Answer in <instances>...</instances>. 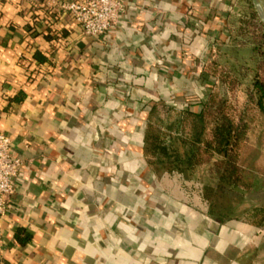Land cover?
Listing matches in <instances>:
<instances>
[{
    "label": "crops",
    "instance_id": "1",
    "mask_svg": "<svg viewBox=\"0 0 264 264\" xmlns=\"http://www.w3.org/2000/svg\"><path fill=\"white\" fill-rule=\"evenodd\" d=\"M122 2L94 37L48 0H0V131L22 160L0 264H239L240 232L161 186L144 152L150 102L203 88L227 7Z\"/></svg>",
    "mask_w": 264,
    "mask_h": 264
},
{
    "label": "rangeland",
    "instance_id": "2",
    "mask_svg": "<svg viewBox=\"0 0 264 264\" xmlns=\"http://www.w3.org/2000/svg\"><path fill=\"white\" fill-rule=\"evenodd\" d=\"M230 1L223 11L224 41L203 40L201 101L210 102L208 106L218 118L224 114L246 128L233 153L238 175L222 179L225 166L216 163L223 158L213 151L203 153V163L188 164L191 127L179 133L177 124L171 125L184 104L178 94L174 99L165 98L151 115V136L164 141L168 154L153 151L151 146L146 162L161 186H175L177 198L189 199L195 206L201 200L214 218L240 232L245 243L235 255L239 264H264V109L257 107L252 89L255 75L264 79V24L252 0ZM260 1L264 6V0ZM188 90L194 92L195 88ZM195 98L192 94L189 99ZM185 138L188 142H183ZM219 185L224 187L220 192L216 190ZM204 187L209 188L210 202L202 199Z\"/></svg>",
    "mask_w": 264,
    "mask_h": 264
},
{
    "label": "trees",
    "instance_id": "3",
    "mask_svg": "<svg viewBox=\"0 0 264 264\" xmlns=\"http://www.w3.org/2000/svg\"><path fill=\"white\" fill-rule=\"evenodd\" d=\"M224 1V6L227 7V0ZM228 2H231L228 0ZM228 9V8H227ZM225 26V18L220 20L218 24L219 35H217L216 39L224 41V37L221 35L224 34ZM262 43H264V34H262ZM203 74V73H202ZM201 74V75H202ZM198 75V76H201ZM203 77V75L201 76ZM197 85V84H196ZM198 86V85H197ZM203 88H195L194 92H186L183 95L184 101L183 105H180L178 111V120L171 124H177V129L179 133H183L184 130L188 127H191V136L189 138H185L183 142H188L191 145L190 156L187 158L188 164L195 165L203 163V153L207 151H213L223 158L221 162H217L216 165H224L226 171L221 175L222 179H231L233 176L238 175L239 168L235 163V155H233L234 151L237 150L242 138L245 135L246 128L240 122H235L232 118L226 117L224 114H220L218 116L214 115V112L211 111L208 106L210 102H202L201 101V92ZM252 89L255 93V103L260 110L264 109V79L254 76L252 80ZM210 90L208 91L209 94ZM196 94L195 99H189L190 95ZM166 97H161L157 101H151L150 107L148 111V121L144 134V152L145 156L148 152V149L152 146L153 151H160L162 155H167L168 147L164 144V141L158 142L157 136H151V115L153 111L157 108L160 102L165 103ZM185 98V99H184ZM174 99V98H171ZM210 101V100H209ZM219 113V112H218ZM221 117V118H220ZM208 133V135H206ZM186 134V133H185ZM209 138H208V137ZM206 137V138H205ZM184 139V138H183ZM236 153V152H235ZM237 155V154H236ZM239 177V176H237ZM231 180H229V183ZM232 183V182H231ZM214 189V188H210ZM224 187L221 185L216 187V190L220 192ZM209 188H203L202 199L204 201H209ZM210 213V212H209ZM211 214V213H210ZM212 215V214H211Z\"/></svg>",
    "mask_w": 264,
    "mask_h": 264
},
{
    "label": "built area",
    "instance_id": "4",
    "mask_svg": "<svg viewBox=\"0 0 264 264\" xmlns=\"http://www.w3.org/2000/svg\"><path fill=\"white\" fill-rule=\"evenodd\" d=\"M67 12L88 36H101L120 22L122 0H48ZM22 164L21 158L11 152L10 137L0 131V219L8 209V197L14 192V180ZM2 240L0 231V250Z\"/></svg>",
    "mask_w": 264,
    "mask_h": 264
},
{
    "label": "water",
    "instance_id": "5",
    "mask_svg": "<svg viewBox=\"0 0 264 264\" xmlns=\"http://www.w3.org/2000/svg\"><path fill=\"white\" fill-rule=\"evenodd\" d=\"M252 3L261 22L264 24V6L262 5L260 0H252Z\"/></svg>",
    "mask_w": 264,
    "mask_h": 264
}]
</instances>
